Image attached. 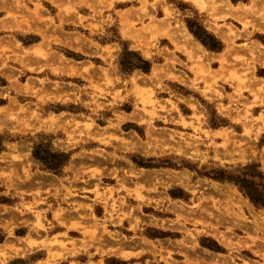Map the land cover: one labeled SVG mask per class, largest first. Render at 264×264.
Returning <instances> with one entry per match:
<instances>
[{
  "label": "rangeland",
  "instance_id": "1",
  "mask_svg": "<svg viewBox=\"0 0 264 264\" xmlns=\"http://www.w3.org/2000/svg\"><path fill=\"white\" fill-rule=\"evenodd\" d=\"M48 1L0 0V264H264V208L216 178L264 175V0L145 7L165 64Z\"/></svg>",
  "mask_w": 264,
  "mask_h": 264
},
{
  "label": "crops",
  "instance_id": "2",
  "mask_svg": "<svg viewBox=\"0 0 264 264\" xmlns=\"http://www.w3.org/2000/svg\"><path fill=\"white\" fill-rule=\"evenodd\" d=\"M48 1V0H46ZM54 1V3L52 2ZM48 1L53 6L58 9V14L60 15V11L65 9L67 11L74 10L75 13L71 15L67 13H63V18L65 23L62 25L61 21H59V26H57L60 30L64 31L66 25H74L75 27L83 26L89 28L90 19L97 20L101 26V31L105 32L106 29L115 24L118 29L119 38L128 43L131 49L140 51L143 57L148 60L154 62L156 58H163V63H166V57L164 56L163 49L165 45L160 41L159 47L156 51L153 50L150 57H146L144 48L147 46V41L150 40V35L145 33V27L151 24V21L144 17L143 10L145 7L149 10V12H153V8L155 9L156 14L159 12H164V1L159 0L155 2V0H52ZM193 3L192 0H190ZM57 3L60 4V8ZM152 6V7H151ZM62 8V9H61ZM99 12H102V17L98 18ZM62 15V14H61ZM81 18H85L86 20L81 23ZM140 20H143V23L140 24ZM74 30H77L76 28ZM183 32H187L191 37V33L188 27L182 29ZM77 32V31H76ZM177 38L180 41V44L184 47H187L188 50L194 49L196 52L199 49H203L206 51L205 47L197 42H193L192 40L181 39L180 35L177 34ZM67 41V40H65ZM66 43V42H65ZM184 43V44H182ZM76 43H74L75 45ZM114 43H107L106 47H112ZM200 47V48H199ZM78 53V50H76ZM207 52V51H206ZM223 52V51H222ZM220 54V53H219ZM175 55L177 57L186 58V54L182 51L178 52L175 50ZM188 59V58H186ZM81 60V59H79ZM81 61H76L79 63ZM164 63V64H165ZM189 66V65H188ZM156 65H153L152 71H154ZM49 183H45L44 185H48ZM67 189H70L69 185H64ZM50 195L54 198L50 199V203L55 206H62L63 203L67 201L69 198L66 190H62L60 195H57L56 192L52 191ZM36 200V198H35Z\"/></svg>",
  "mask_w": 264,
  "mask_h": 264
},
{
  "label": "trees",
  "instance_id": "3",
  "mask_svg": "<svg viewBox=\"0 0 264 264\" xmlns=\"http://www.w3.org/2000/svg\"><path fill=\"white\" fill-rule=\"evenodd\" d=\"M197 39L201 41V43L211 52H217L221 50V46H219L214 38L211 36H208L209 39H211L212 42L215 44L209 43L203 38L199 37L197 34H194ZM140 63L142 67H139L143 69L145 72H149L151 66L148 62H145L140 59ZM41 147H37L35 151V157L45 162L44 159L40 158L39 150ZM52 158H59L62 159V162L60 164H52L47 165V169L51 171H57L62 166H64L68 161L69 157L66 155H54L51 156ZM47 162L44 164L46 165ZM217 179L221 181H230L235 183V185L239 188V190L244 194L246 198L250 200V202L258 207V208H264V175L261 172H258L255 167H249L244 170V172L241 175L233 176L228 174H221L220 176L216 177Z\"/></svg>",
  "mask_w": 264,
  "mask_h": 264
}]
</instances>
